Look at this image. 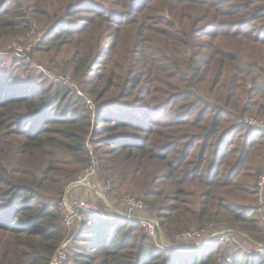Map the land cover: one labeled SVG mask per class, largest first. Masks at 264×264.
I'll list each match as a JSON object with an SVG mask.
<instances>
[{
  "label": "trees",
  "instance_id": "16d2710c",
  "mask_svg": "<svg viewBox=\"0 0 264 264\" xmlns=\"http://www.w3.org/2000/svg\"><path fill=\"white\" fill-rule=\"evenodd\" d=\"M244 116L264 119V0H0V264H50L74 237L59 205L91 149L110 201L239 245L161 252L136 221L84 216L66 264H264V131Z\"/></svg>",
  "mask_w": 264,
  "mask_h": 264
},
{
  "label": "built area",
  "instance_id": "2783aa9c",
  "mask_svg": "<svg viewBox=\"0 0 264 264\" xmlns=\"http://www.w3.org/2000/svg\"><path fill=\"white\" fill-rule=\"evenodd\" d=\"M36 32L37 28L34 27L31 31V35H33L34 38H32L28 42L17 41L12 43V50L20 58H26L28 54L32 51L36 43L40 40ZM49 77L54 84H62L70 89H75L77 91V94L86 100L88 108L94 112V117L97 115V111L95 110L94 104L92 103L90 98H88L80 90H78L76 83L70 76L49 75ZM238 122L241 125L258 128L264 131V119H258L251 116H244ZM90 154L91 159L89 164L81 172V175L73 182V184L68 189L66 195L63 197L59 205V210L63 218V223L69 236L71 234H74L75 237L83 226H89L91 224V220L83 219V217L90 216L92 220H109L112 218H120L138 222L143 230V234L147 238L152 240L157 250L161 252L167 250H175V247L169 246L167 239L173 243H188L193 240H203L202 244L207 242L220 243L222 245H239L238 241L236 240V236L233 235L234 233L232 231L223 230L220 232H215L211 230V227H207L204 230L184 231L180 234L174 235L171 238L166 237L165 234L164 236V232L162 231L158 220L155 219L150 213V207L140 199H137L132 196H124L122 198L117 199L116 201H108L109 187H97L94 183V179L97 176L100 164L94 157L92 149L90 151ZM256 184L258 188V202L260 206L261 223L264 225V168L259 173ZM80 188L87 189L88 194H91L92 197L94 196L95 199H88L86 196L83 198L77 197L73 199L71 191L74 189H77L79 191ZM98 198L100 200H103L107 205V208L109 209L102 208V205H100L98 202ZM204 234L205 236L203 237ZM74 237L69 238L67 241L62 243L58 251L55 253L50 264L67 263V248L70 245L71 241L74 239ZM260 247L264 248V245H260ZM196 249H199V247L197 246ZM253 249L254 248L247 246L246 250L253 251ZM181 250L183 252H191L194 251V248L185 247Z\"/></svg>",
  "mask_w": 264,
  "mask_h": 264
},
{
  "label": "rangeland",
  "instance_id": "374dc122",
  "mask_svg": "<svg viewBox=\"0 0 264 264\" xmlns=\"http://www.w3.org/2000/svg\"><path fill=\"white\" fill-rule=\"evenodd\" d=\"M11 45H12V42L11 43H9L8 44V48H11ZM263 168H264V166H263ZM262 168V169H263ZM81 189V190H80ZM79 189V191H78V195L80 194V197L81 198H83V197H85V195L86 194H88V190L87 189H82V188H80ZM122 196V195H121ZM88 199H95V197L93 196V197H89V196H86ZM122 197H124V196H122ZM122 197H120V198H122ZM97 198V197H96ZM92 201V200H91ZM108 201L110 202V199H108ZM98 202H99V204L100 205H102L101 207L102 208H104V209H109V208H107V205L105 204V202L103 201V200H100L99 198H98ZM83 219H85V218H83ZM93 221V220H92ZM215 232H218V231H215ZM163 235H164V233H163ZM165 236V235H164ZM205 236V234L203 235V237ZM242 238H244V239H246L247 240V236H244V235H242ZM167 239V238H166ZM193 240V239H192ZM236 240L237 241H239V238H237L236 237ZM167 241H168V244H169V246H171V247H175V250H177V251H182L181 249H183V248H185V247H189V248H194V250H196V248H197V246L200 248L201 246H204V245H207V244H209V243H207V242H205L204 244H202L203 242V240H201V241H197V240H193V241H190V242H188V243H192V242H195V244L193 245V246H190V245H185V243L186 242H171L170 240H168L167 239ZM176 243V244H175ZM244 245V247L247 249V245H246V243L245 244H243Z\"/></svg>",
  "mask_w": 264,
  "mask_h": 264
},
{
  "label": "crops",
  "instance_id": "0c3cea01",
  "mask_svg": "<svg viewBox=\"0 0 264 264\" xmlns=\"http://www.w3.org/2000/svg\"><path fill=\"white\" fill-rule=\"evenodd\" d=\"M85 196H89V197H92L91 194H86ZM73 199L77 198V197H80V194L78 195V191L77 192H74V194L72 195ZM195 244V242H192V243H185V245H190V246H193Z\"/></svg>",
  "mask_w": 264,
  "mask_h": 264
},
{
  "label": "bare ground",
  "instance_id": "6f19581e",
  "mask_svg": "<svg viewBox=\"0 0 264 264\" xmlns=\"http://www.w3.org/2000/svg\"><path fill=\"white\" fill-rule=\"evenodd\" d=\"M103 220H105V219H103Z\"/></svg>",
  "mask_w": 264,
  "mask_h": 264
}]
</instances>
